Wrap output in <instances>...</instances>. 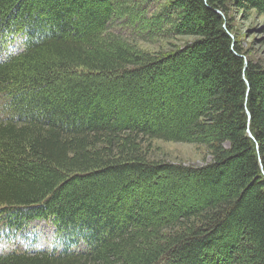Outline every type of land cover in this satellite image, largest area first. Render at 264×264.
<instances>
[{
  "label": "trees",
  "instance_id": "16d2710c",
  "mask_svg": "<svg viewBox=\"0 0 264 264\" xmlns=\"http://www.w3.org/2000/svg\"><path fill=\"white\" fill-rule=\"evenodd\" d=\"M154 1L0 0V238L55 228L0 264H264V63L231 17L264 0Z\"/></svg>",
  "mask_w": 264,
  "mask_h": 264
},
{
  "label": "rangeland",
  "instance_id": "374dc122",
  "mask_svg": "<svg viewBox=\"0 0 264 264\" xmlns=\"http://www.w3.org/2000/svg\"><path fill=\"white\" fill-rule=\"evenodd\" d=\"M158 2H161V0H158ZM231 17H233L237 36L250 52V55L253 59L264 63V14L256 10L243 12V10H238L234 6L231 8ZM142 30L146 32L147 28H142ZM190 42H193L191 38H182L177 41H170L169 44H172V47H184ZM20 44L18 42L14 45V52L16 54L22 51ZM138 46L140 49L151 54L170 49L166 42H156L155 40L150 45L140 42ZM151 153H153L156 160L166 161L171 164L201 167L211 161V156L205 147L185 143L156 140L152 144ZM190 195L191 192H188L187 196L189 197ZM54 234L55 229L51 223L44 221L34 222L18 235H14L11 238H0V254H6L19 248L28 252L39 249L48 250L51 247Z\"/></svg>",
  "mask_w": 264,
  "mask_h": 264
},
{
  "label": "bare ground",
  "instance_id": "6f19581e",
  "mask_svg": "<svg viewBox=\"0 0 264 264\" xmlns=\"http://www.w3.org/2000/svg\"><path fill=\"white\" fill-rule=\"evenodd\" d=\"M34 223V222H33Z\"/></svg>",
  "mask_w": 264,
  "mask_h": 264
}]
</instances>
